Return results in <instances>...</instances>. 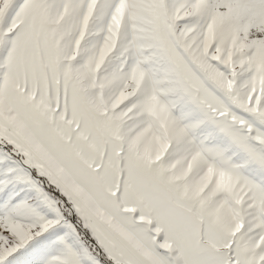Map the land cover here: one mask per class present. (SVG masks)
Here are the masks:
<instances>
[{"label": "snow or ice", "instance_id": "snow-or-ice-1", "mask_svg": "<svg viewBox=\"0 0 264 264\" xmlns=\"http://www.w3.org/2000/svg\"><path fill=\"white\" fill-rule=\"evenodd\" d=\"M0 264H264V0H0Z\"/></svg>", "mask_w": 264, "mask_h": 264}]
</instances>
